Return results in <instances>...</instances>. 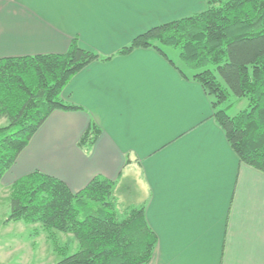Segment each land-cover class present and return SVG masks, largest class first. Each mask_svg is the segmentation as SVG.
<instances>
[{
    "label": "crops",
    "instance_id": "1",
    "mask_svg": "<svg viewBox=\"0 0 264 264\" xmlns=\"http://www.w3.org/2000/svg\"><path fill=\"white\" fill-rule=\"evenodd\" d=\"M205 4L0 0V57L62 53L73 37L82 47L113 54L145 30ZM168 48L165 55L134 49L75 74L63 98L80 108L49 115L0 190L35 170L72 191L99 175L115 181L124 205L144 203L157 237L148 264H264V174L239 161L209 96ZM90 123L99 134L80 147ZM32 251L25 246L21 253ZM32 263L35 254L25 264Z\"/></svg>",
    "mask_w": 264,
    "mask_h": 264
},
{
    "label": "trees",
    "instance_id": "2",
    "mask_svg": "<svg viewBox=\"0 0 264 264\" xmlns=\"http://www.w3.org/2000/svg\"><path fill=\"white\" fill-rule=\"evenodd\" d=\"M164 47L178 50L184 68L209 96L213 117L239 161L264 174V0H206L203 9L153 26L113 54L82 47L73 37L62 53L0 57V119L7 121L0 126V183L51 113L80 108L63 98L75 74L138 48L165 55ZM231 95L244 96L247 108L233 115L219 108ZM99 131L90 123L78 145L91 146ZM7 191L3 223L39 224L61 256L52 264H148L153 255L157 237L144 203L123 205L113 180L97 175L72 191L35 170ZM58 232L72 234L78 250L67 255Z\"/></svg>",
    "mask_w": 264,
    "mask_h": 264
},
{
    "label": "rangeland",
    "instance_id": "3",
    "mask_svg": "<svg viewBox=\"0 0 264 264\" xmlns=\"http://www.w3.org/2000/svg\"><path fill=\"white\" fill-rule=\"evenodd\" d=\"M165 48V47H164ZM167 48V47H166ZM168 52L172 57H177L178 64H182L178 58V50L172 47L168 48ZM248 101L242 97L229 96L219 108H224L229 115H233L236 112L247 108ZM5 118L0 119V126L6 125ZM2 188V187H0ZM123 204V202H122ZM124 205V204H123ZM9 214V201L8 191L5 189L0 190V264H12L19 260L22 264L27 263V260L31 254H35V264H52L61 256L57 255L52 247L47 233L40 230L39 224H27L22 221H11L8 224H3L2 221ZM36 228V229H35ZM35 229V230H34ZM57 240L60 245H66V254L70 255L78 250V242L75 240L72 234L58 232L56 233ZM36 236V237H35ZM10 238V239H9ZM35 238V239H33ZM32 244L30 246H27ZM33 247L31 253L22 254V249ZM25 251V250H24ZM21 253V254H20ZM7 256V257H6ZM10 261L12 263H10ZM34 264V263H32Z\"/></svg>",
    "mask_w": 264,
    "mask_h": 264
}]
</instances>
